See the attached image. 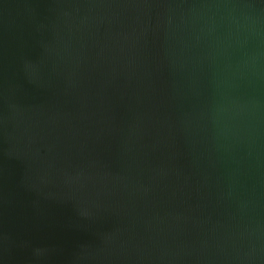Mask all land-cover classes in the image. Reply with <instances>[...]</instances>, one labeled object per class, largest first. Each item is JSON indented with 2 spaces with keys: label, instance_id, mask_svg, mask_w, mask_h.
<instances>
[{
  "label": "water",
  "instance_id": "obj_1",
  "mask_svg": "<svg viewBox=\"0 0 264 264\" xmlns=\"http://www.w3.org/2000/svg\"><path fill=\"white\" fill-rule=\"evenodd\" d=\"M0 264H264V0H0Z\"/></svg>",
  "mask_w": 264,
  "mask_h": 264
}]
</instances>
